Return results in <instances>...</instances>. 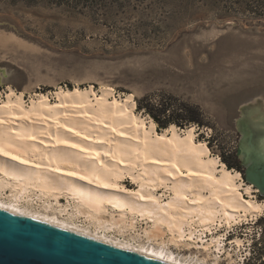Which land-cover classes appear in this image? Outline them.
<instances>
[{"label": "bare ground", "instance_id": "bare-ground-1", "mask_svg": "<svg viewBox=\"0 0 264 264\" xmlns=\"http://www.w3.org/2000/svg\"><path fill=\"white\" fill-rule=\"evenodd\" d=\"M8 90L0 97V208L170 264H243L238 251L245 240L235 235L226 247L225 239L241 226L250 232L248 224L264 216V199L210 151L194 124L158 131L151 117L135 110L132 93L107 85H58L57 99L34 92L28 102L22 92ZM261 99L254 100L251 119L264 129ZM260 145L264 150V138ZM126 173L139 188L123 185ZM61 195L69 202L60 204ZM138 218L146 226L135 231Z\"/></svg>", "mask_w": 264, "mask_h": 264}, {"label": "rangeland", "instance_id": "rangeland-1", "mask_svg": "<svg viewBox=\"0 0 264 264\" xmlns=\"http://www.w3.org/2000/svg\"><path fill=\"white\" fill-rule=\"evenodd\" d=\"M104 2L87 8L45 0H0V69L6 70L0 82L1 99L9 87L22 92L28 102L34 92L57 99L58 85L91 84L96 90L107 85L115 93H132L136 103L143 95L165 97L171 104L182 101L199 109V122L175 125L194 124L198 138L244 179L236 154V107L263 93L259 89L264 88V43L253 44L252 36L243 32H250L259 20L235 12L220 15L228 9L203 0ZM233 19L237 26H228ZM260 21L258 28L264 30V20ZM119 180L130 190L139 188V181L128 173ZM255 194L264 199L258 191ZM67 199L61 195L59 203L66 204ZM145 226V220L138 218L134 229ZM248 226V234L247 226H241L227 235L226 247L238 235L245 240L238 251L243 264H264V216ZM182 246L172 248L190 251Z\"/></svg>", "mask_w": 264, "mask_h": 264}, {"label": "water", "instance_id": "water-1", "mask_svg": "<svg viewBox=\"0 0 264 264\" xmlns=\"http://www.w3.org/2000/svg\"><path fill=\"white\" fill-rule=\"evenodd\" d=\"M250 32L253 44L264 43V30ZM217 28V25L211 23ZM236 27L235 19L227 23ZM263 93L254 100L264 98ZM253 91L246 98L259 92ZM248 96V97H247ZM254 100L237 104L235 128L236 154L244 168L243 177L264 196V150L260 141L264 129L251 119ZM0 264H170L129 248L75 230L42 217L0 208Z\"/></svg>", "mask_w": 264, "mask_h": 264}, {"label": "trees", "instance_id": "trees-1", "mask_svg": "<svg viewBox=\"0 0 264 264\" xmlns=\"http://www.w3.org/2000/svg\"><path fill=\"white\" fill-rule=\"evenodd\" d=\"M25 2H33L34 0H23ZM49 3L74 5L80 7H95L105 3V0H45ZM206 2L220 3L225 9L220 15H228L230 12L246 15L249 18L264 20V0H203ZM136 101V100H135ZM135 110L142 111L150 116L156 123V128H166L170 124L183 125L184 122L197 121L200 111L197 107L179 101L171 104L165 97L156 99L151 95H143L137 100ZM232 167L230 164H226Z\"/></svg>", "mask_w": 264, "mask_h": 264}, {"label": "flooded vegetation", "instance_id": "flooded-vegetation-1", "mask_svg": "<svg viewBox=\"0 0 264 264\" xmlns=\"http://www.w3.org/2000/svg\"><path fill=\"white\" fill-rule=\"evenodd\" d=\"M240 162V161H239ZM241 164V163H240Z\"/></svg>", "mask_w": 264, "mask_h": 264}]
</instances>
